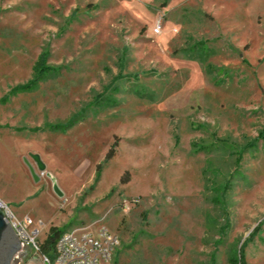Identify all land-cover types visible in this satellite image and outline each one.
Here are the masks:
<instances>
[{"label":"rangeland","instance_id":"obj_1","mask_svg":"<svg viewBox=\"0 0 264 264\" xmlns=\"http://www.w3.org/2000/svg\"><path fill=\"white\" fill-rule=\"evenodd\" d=\"M0 203L114 264H264V0H0Z\"/></svg>","mask_w":264,"mask_h":264},{"label":"built area","instance_id":"obj_2","mask_svg":"<svg viewBox=\"0 0 264 264\" xmlns=\"http://www.w3.org/2000/svg\"><path fill=\"white\" fill-rule=\"evenodd\" d=\"M154 33H160L159 25L154 28ZM0 206L6 221L23 244L20 254L30 250L42 264H114L120 240L105 227H99L94 233L83 234L80 237L69 231L63 233L56 243L55 256L51 259L40 254L39 237L43 228L42 223L35 222L29 217L18 220L3 204L0 203Z\"/></svg>","mask_w":264,"mask_h":264},{"label":"trees","instance_id":"obj_3","mask_svg":"<svg viewBox=\"0 0 264 264\" xmlns=\"http://www.w3.org/2000/svg\"><path fill=\"white\" fill-rule=\"evenodd\" d=\"M48 55L42 54L37 59V62L35 63V66L33 68V74H34V80L28 85L24 87H19L16 89V92H24L29 91L36 87L38 83H40L43 80L45 71H50L51 69L46 67V61H47ZM101 176V169L99 168L98 171V177ZM65 233L64 231H61L59 228L52 227L48 231L46 238L43 242L40 243V254L47 256L49 258H53L55 256V246L59 239V237ZM232 264H241L240 259L238 257L232 258L230 260ZM23 264H26L24 262Z\"/></svg>","mask_w":264,"mask_h":264},{"label":"water","instance_id":"obj_4","mask_svg":"<svg viewBox=\"0 0 264 264\" xmlns=\"http://www.w3.org/2000/svg\"><path fill=\"white\" fill-rule=\"evenodd\" d=\"M34 176L36 177V175ZM55 191L60 195L56 187ZM22 246L23 244L16 236L12 226L6 221L0 206V264H12L16 255L22 251Z\"/></svg>","mask_w":264,"mask_h":264},{"label":"crops","instance_id":"obj_5","mask_svg":"<svg viewBox=\"0 0 264 264\" xmlns=\"http://www.w3.org/2000/svg\"><path fill=\"white\" fill-rule=\"evenodd\" d=\"M33 259H39L38 257L34 256L33 254L29 257V259L26 261V264H30L31 260ZM40 260V259H39ZM41 262V261H40Z\"/></svg>","mask_w":264,"mask_h":264},{"label":"flooded vegetation","instance_id":"obj_6","mask_svg":"<svg viewBox=\"0 0 264 264\" xmlns=\"http://www.w3.org/2000/svg\"><path fill=\"white\" fill-rule=\"evenodd\" d=\"M19 262H20L19 261V257H15L14 260H13V262H12V264H14V263H17L18 264Z\"/></svg>","mask_w":264,"mask_h":264}]
</instances>
